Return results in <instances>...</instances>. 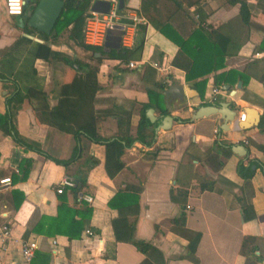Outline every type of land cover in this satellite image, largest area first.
Here are the masks:
<instances>
[{"label":"crops","instance_id":"obj_1","mask_svg":"<svg viewBox=\"0 0 264 264\" xmlns=\"http://www.w3.org/2000/svg\"><path fill=\"white\" fill-rule=\"evenodd\" d=\"M4 1L0 0V66L8 70L14 66L18 70L26 50L13 55L2 51L21 37L43 40L34 28L30 35L25 34V15H8ZM123 2V8L118 7L111 23L104 19L106 14L94 16L91 5L85 42L97 45L99 51L77 45L69 40V31L64 30L58 38L50 40L58 57L36 59L31 76L23 78L20 88L23 90L42 83L52 107L58 102L60 85L70 81L73 75L63 58L71 57L86 65H93L96 58H101L97 73L101 86L95 102L97 111H130L132 133L135 134L140 123V109L149 103L148 91L158 82L165 85L164 92L169 90L165 102L169 113L162 114L159 109L150 107L158 125L155 141L150 147L134 142L123 155L125 169L110 179L105 170L104 146L95 142L84 140L83 157L68 169L33 149L17 146L2 127L5 125L2 116L7 112L8 123H14L23 138L37 144L55 159L71 157L74 139L72 135L62 134L39 122L29 100L23 101L18 109L14 100L8 104V99L16 91L15 84L11 79H0V180L6 177L12 180L9 187H0V226L4 221L10 224V238L5 245L0 240L3 263L27 264L22 257L23 244L35 240L39 248L29 264H142L146 256L133 244L115 241L111 222L118 216V210L109 207V200L119 189L135 184L141 185L142 191L134 239L154 244L162 251L165 264H264V173L256 167L253 177L246 180L237 172V165L245 156L264 164V83L259 79L264 78V0H247L250 11L247 23L240 13L241 4L231 0H158L159 4L147 6L146 14L142 0ZM150 17H159L163 28L179 41H187L201 23L220 45L232 53L225 58L217 73L210 72L188 81L186 71L174 65L180 46L159 31ZM111 27L113 32L109 31ZM142 27L145 30L141 56L129 61L118 56L119 48L131 49L136 45ZM120 30L121 46L118 47L115 31ZM190 46L192 49L194 44ZM131 61L146 63L141 68H131L128 66ZM150 62H157L164 71L157 70ZM230 69L247 73L248 82L244 86L242 78L231 74L232 83L221 86L224 94L218 104L228 103L236 112L234 118L237 110L246 111L248 120L243 123L244 127L235 130L231 122L228 126L223 125L220 115L215 114L192 118L194 111L201 106V98L214 84V74ZM204 79L207 81L204 95H201L200 88L204 83L200 82ZM226 86H230L228 91L224 89ZM167 116L171 121L166 120ZM117 125V117L109 115L100 123V135L111 138L118 131ZM215 130L219 132L217 135ZM244 139L249 141L245 145L246 155L240 156L232 151L228 159L219 157L224 161L221 168L218 162L213 164L206 160L216 141L235 145L243 144ZM155 152L157 155L152 158ZM87 156H93L97 163L91 167L86 161ZM27 168L30 171L27 180L13 181L14 175L23 177ZM78 174L86 178L79 194L75 196L70 189L64 190L63 194L70 207L88 203L82 194L93 197V213L80 236L69 240L62 235L29 232L43 216L58 215L61 202L54 186L63 177L75 178ZM209 182L212 183L211 189L206 188ZM171 190L188 193L185 226L190 232L200 234L196 258L189 254L190 240L170 228L171 219L180 213V206L170 198ZM23 196L22 204L16 210L15 205ZM88 228L93 235L85 233ZM245 236L256 238V251L251 256L241 253Z\"/></svg>","mask_w":264,"mask_h":264},{"label":"trees","instance_id":"obj_2","mask_svg":"<svg viewBox=\"0 0 264 264\" xmlns=\"http://www.w3.org/2000/svg\"><path fill=\"white\" fill-rule=\"evenodd\" d=\"M62 1L65 3L64 10L58 21L55 22L51 33L46 34L40 32V38L43 42L21 37L16 39L12 46L2 51L13 55V53H18L20 50L24 51L25 49L26 56L20 65L21 68L18 70H16L14 66L8 70L1 65L0 79H11L15 84L16 91L12 98L8 99V104L14 100V102L17 103L18 109L23 101L29 100L34 115L39 122L54 127L62 134L72 135L74 145L72 147L71 157L67 160L55 159L53 156L40 149L37 144L31 143L23 138L19 134L14 123H8V112L2 116L3 122L5 123L2 127L4 132L13 138L17 146H22L27 150L33 149L45 155L46 158L56 162L57 165L64 166L66 169L70 168L73 163H76L77 160L83 157V151L85 149L84 140L102 145L104 146V161L107 176L110 179H114L125 169L126 162L123 160V155L134 142H139L146 147H150L155 141V132L158 125L155 121L152 122L147 118L146 111L152 107L159 109L162 114L169 113L165 106V85L156 82V86L148 91L150 101L142 105L140 109V123L135 134L132 133L130 111H115L112 109L97 111L95 108L96 96L101 90V86L97 81L98 65L102 62L101 58H96V62L93 65H86L80 63L77 59L64 57L62 61L72 70L73 75L70 81L60 85L57 97L58 102L52 107L49 105V95L45 91L42 83H38L36 86L26 87L22 90V87L20 88L21 81L23 78L31 76L32 65L36 59L41 58L49 60L53 59L55 56L58 57L56 51L50 46V40L58 38L64 30L69 31V40L71 39L77 45L92 51L100 50V47L97 45L85 42L86 23L88 22V17L91 16L90 10L93 0ZM36 2L37 0L30 1L23 14V16L25 15L23 32L27 35H30L33 29L28 26V22L36 7ZM142 2V9L145 14L147 6L159 4L158 0H142ZM231 2L241 4L240 13L243 21L247 23L250 17L247 0H231ZM176 4L178 8H181L179 2L176 1ZM198 10L200 11V9ZM149 19L159 31H162L164 35L173 39L180 46V51L177 57H175L174 65L186 71V78L188 81L194 77L207 75L210 72L217 73L218 70L222 68L225 58L232 53V51L226 49V46L223 47L220 45L219 42L213 38L211 32L207 31L201 23L192 31V35L189 36L187 41H179L174 38L169 31L163 28L164 24L160 23L161 19L159 17H150ZM201 20H203V18ZM141 29V37H139L138 41H135L136 45L131 49L126 47L119 48V50H117L119 51L117 54L118 56L124 57L128 61L129 59H137L141 56L144 47L143 38L145 28L142 27ZM191 44H194L192 49L190 46ZM231 74L242 78V80H244V86H246L249 75L244 71L240 72L233 69H230L228 72L214 74V85L217 88H221V86L232 83L233 79H230ZM259 79L264 83V78ZM206 81L207 80L204 79L200 82L202 84L204 83L203 87L200 88L201 95H204ZM112 111H115V113H112ZM109 115H115V117H117L118 131L114 136H111V138H105L100 135L99 126L101 121ZM262 119L264 125V114ZM233 145V143L216 141L210 148V154L207 156L206 160L213 164L218 162L221 168L224 165V161L220 160L219 157L228 159L232 154ZM156 155V152L152 153V158L156 157ZM86 161L90 163L91 167L97 163L93 156H87ZM253 165H255L257 169H261L264 173L263 163L258 159L245 156L241 158L237 165L238 174L246 180L252 178L256 173ZM29 174L30 171L29 168H27L22 174L23 177L20 178L14 175L13 181L27 180ZM75 179L76 185L70 190L77 196L86 178L78 174ZM80 184L81 186H79ZM211 185L212 183L209 182L206 188L211 189ZM141 191V185L136 186L135 184H127L123 189H119L109 200V207L118 210V216L111 222L115 241L133 244L138 252L146 256L142 264H165L166 260L162 251L154 244L152 245L147 241L134 239L135 225L138 221L141 209L139 201ZM64 195L65 194L60 195L61 204L58 208V215L56 217L43 216L29 232H38L48 236L54 234L62 235L69 240H73L80 236L81 231L84 229L85 222L92 216L93 207L88 203H82V206L70 207ZM187 196L188 193L186 191H170L171 200L180 206V213L176 218L171 219L170 228L175 233L190 240L189 254L191 258H193L195 257V251L200 241V234L198 232H190L186 229L185 211L188 201ZM23 199L24 196L21 197L18 204L15 205L16 210L21 206ZM6 223L8 222L4 221L2 224ZM243 239L241 253L246 256L255 254L256 238H254V236H245Z\"/></svg>","mask_w":264,"mask_h":264},{"label":"built area","instance_id":"obj_3","mask_svg":"<svg viewBox=\"0 0 264 264\" xmlns=\"http://www.w3.org/2000/svg\"><path fill=\"white\" fill-rule=\"evenodd\" d=\"M32 0H5V9L6 13L11 16H18L21 17L24 14L26 6L29 4V2ZM107 2H111V10L109 14L104 15V19H106L109 23L112 22V19L116 17V10L119 7V2L118 0H107ZM92 14L94 16L98 15L97 11H92ZM137 19V18H136ZM145 61H131L128 63V66L131 68H141L143 65H145ZM152 66H154L157 70H163L164 68L159 65L157 62H150ZM224 94L221 88H217L214 84H212L207 92L205 93L204 97L201 98L199 104L200 105H214L218 104L221 100V96ZM248 114L244 110H237L236 118L232 119L233 121L232 126L235 130H241L244 126L243 123L246 122L248 119ZM219 132L218 130H215V134L217 135ZM218 140V139H217ZM220 140V139H219ZM249 141L247 139L243 140V144L247 145ZM10 177L2 178L0 180V187L2 189L9 187L10 182H11ZM76 185V179L73 176H65L62 178L61 181L55 184L54 190L57 194L61 195L63 194L64 190L66 189H72ZM81 197L83 200L88 202L90 205L94 203L93 197L90 194H82ZM189 208V207H188ZM1 231H0V240L3 245L6 244L8 239L10 238V224H2L1 226ZM85 233L87 235H93V232L88 228L85 230ZM54 244L56 242L53 240L52 241ZM39 248V243L36 242L35 240H28L23 244L22 248V257L23 261L27 264L31 263L33 261V258L35 257L36 250ZM2 256L0 252V264H4L2 261Z\"/></svg>","mask_w":264,"mask_h":264},{"label":"water","instance_id":"obj_4","mask_svg":"<svg viewBox=\"0 0 264 264\" xmlns=\"http://www.w3.org/2000/svg\"><path fill=\"white\" fill-rule=\"evenodd\" d=\"M118 2H119V9H122L124 6L123 0H118ZM64 7H65V3L62 0H37L36 7L30 16L28 26L38 30L39 32L50 34L51 31L53 30L55 22H57L59 17L61 16ZM92 9L100 14H109L111 10V2L94 0ZM109 31L113 32V28L112 27L109 28ZM115 33L117 35V38L115 39L117 42V46L120 47L121 30L115 31ZM30 37L31 36H29V38ZM34 39L38 42L40 41V39L38 38H34ZM240 85L241 84L239 83V87ZM173 87L174 86H172V89ZM229 88L230 86L224 87L226 91H228ZM168 93L169 90L165 92V95L167 96ZM247 109L249 112L252 111V108H247ZM235 113L236 112L232 108H229L228 103H220L217 106L201 105L194 111L192 118L197 119L212 114L220 115L221 123L223 125L228 126L230 122L233 121L232 119L234 118ZM146 116L149 118V120L154 121L152 108L147 110ZM167 119L171 121V117L167 116L166 120ZM223 129H225V126L223 127ZM232 151L240 156H244L247 153V148L244 144H235L232 146ZM253 168L256 170L255 165H253Z\"/></svg>","mask_w":264,"mask_h":264},{"label":"bare ground","instance_id":"obj_5","mask_svg":"<svg viewBox=\"0 0 264 264\" xmlns=\"http://www.w3.org/2000/svg\"><path fill=\"white\" fill-rule=\"evenodd\" d=\"M92 40H94V41H95L96 39H95V38H92Z\"/></svg>","mask_w":264,"mask_h":264},{"label":"rangeland","instance_id":"obj_6","mask_svg":"<svg viewBox=\"0 0 264 264\" xmlns=\"http://www.w3.org/2000/svg\"><path fill=\"white\" fill-rule=\"evenodd\" d=\"M35 1V0H34ZM93 41V40H92ZM96 42V41H95ZM98 43V42H97Z\"/></svg>","mask_w":264,"mask_h":264}]
</instances>
